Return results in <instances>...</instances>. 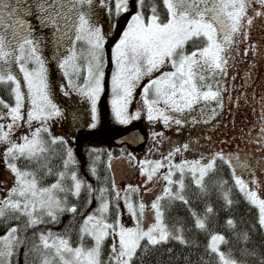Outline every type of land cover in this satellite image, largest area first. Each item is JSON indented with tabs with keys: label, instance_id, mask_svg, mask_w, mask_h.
I'll return each instance as SVG.
<instances>
[{
	"label": "snow or ice",
	"instance_id": "obj_1",
	"mask_svg": "<svg viewBox=\"0 0 264 264\" xmlns=\"http://www.w3.org/2000/svg\"><path fill=\"white\" fill-rule=\"evenodd\" d=\"M113 2L114 9L110 0H0V85L11 86L14 100V105L9 106L0 98V108L6 109V112L0 111V120L10 118L11 121L0 123V144L6 145L3 159L15 178L12 187L0 197V221L6 223L7 217L18 221L24 217L25 230L33 229L46 223H59L60 214L64 212L76 214L75 204L67 206L68 196L79 198L82 191H86L89 196L87 203H92V194L96 190L72 170L77 163L74 150L67 146L63 137L52 136L47 126L49 120L62 113L52 99L46 67L48 61L43 55L45 38L37 34L33 21L51 34L52 59L57 61L66 81L60 84L63 95L76 93L90 102L92 121H96L97 102L104 91L106 35L102 27L93 22L92 13L94 4L109 14L114 12L117 17L129 11V0ZM138 4V10L131 16L113 49L115 70L111 73L110 103L116 121L126 125L141 117L140 110L129 113L134 93L137 87H141L142 104L149 122L162 121L165 127L209 123L219 115L218 109L225 106L223 93L229 89L224 86V78L229 77V69L235 67L234 61L241 55L240 46L249 40L250 30L257 22L264 26V0H162L167 14L165 20L161 19L154 3L147 17L143 11L145 0H138ZM77 44L81 47L77 48ZM189 44L193 47L191 52L187 51ZM250 52H256L255 44L244 47L242 56L247 57ZM166 64H170L173 71L162 72L141 86L144 77H152ZM13 65L18 72L13 71ZM21 74L26 92L22 90ZM245 76L247 84L251 76L248 73ZM81 79L82 84L78 83ZM230 79L235 80L236 76ZM240 98L236 97L237 100ZM26 102L30 104L26 122L31 126L33 121H39L41 126L36 127L30 137H21L22 143H17L11 133L19 127L18 122L25 119L22 109H25ZM257 104L258 110L253 108L256 122L246 136L240 137L246 145H255L254 149L245 150L237 145L233 152H214L205 163H201L205 159L202 157L201 160L173 165L171 157L182 149L187 150L189 145L186 143L169 152L163 160L142 161V174L146 175V181L160 179L157 173L165 167L164 161H168V172L162 176L167 184L151 204L154 221L145 226V204L134 205L126 196L127 210L136 218L135 227H125L120 223L118 203L115 204L116 221L108 222L107 214L113 202L106 198L108 190L101 188L99 196L95 197L100 200V205L84 217L79 227L80 243L76 246H73L70 236L51 231L38 234L40 244L37 247L51 253L42 256L41 264H135L152 249L170 241L190 246L182 227L173 229L166 223L161 201H181L188 205L189 201L183 195L185 171L201 191H206L205 177L215 171L217 160L229 167L234 187L249 206L257 210L253 227L258 226L264 232V179H258L254 170L258 168L264 172V95L260 96ZM90 127L95 128L96 123H91ZM45 134L48 140L44 139ZM152 135L155 139L163 133L154 132ZM49 143L65 145L64 170L56 174L54 183L42 186L38 172L21 169L17 161L23 159L34 163L46 175H51L47 157L49 148L46 147ZM253 152H259L260 156H254ZM173 169L180 173L179 180L172 179ZM92 173L95 175L94 168ZM245 173L251 174L252 178H243ZM66 181L71 182L69 187L65 186ZM174 186L176 191H173ZM230 192L231 189L223 193L228 206L233 203ZM120 198V192L115 191L114 200ZM213 211L212 207H207L203 217L192 212L194 227L206 231L208 216ZM226 224L236 227L233 219H228ZM19 232L20 227L13 225L0 236V264H12L11 258L23 244ZM85 238H91L90 247L83 243ZM241 238L245 242L250 239L247 232ZM109 240L111 243L104 260V247ZM227 243L224 235L213 233L206 250L217 256L218 264H238L230 254L220 250V245ZM168 251L171 253L172 249ZM187 259L185 257L186 262ZM260 264H264V259Z\"/></svg>",
	"mask_w": 264,
	"mask_h": 264
},
{
	"label": "trees",
	"instance_id": "obj_2",
	"mask_svg": "<svg viewBox=\"0 0 264 264\" xmlns=\"http://www.w3.org/2000/svg\"><path fill=\"white\" fill-rule=\"evenodd\" d=\"M153 3L157 6V11L161 19L165 20L167 14L163 7L162 0H145L143 9L145 17L150 14L149 9ZM129 4L130 10L125 13V16H122L124 19H126L128 15L135 14L139 7L138 0H129ZM112 16L113 22L119 19L115 16L114 12ZM263 39L264 30L262 31V37L259 36V41H263ZM192 50L193 47L189 44L187 46V51L191 52ZM251 56L252 60H249L250 63H243L240 67H237L240 71H234L229 74L228 78L230 79L231 76L238 73V75H235L236 79L233 80L234 84L232 83V85H235V91L232 86H228L227 88L229 91L223 93L225 95V102H229L231 107L227 106L222 109L219 115L205 125L206 127L203 126V129L199 128L197 130V133L200 134L198 135L200 137L199 139L205 141L208 147H210L212 143L215 144L214 150L209 149L210 156L214 152L222 150L217 147L219 144L224 146V152L225 150L227 152L235 151L237 145L241 148H245V150H252L256 147L255 145H246L245 142L240 139L242 135H247L248 130L252 128V125L256 122L257 116L253 112V108L255 107L258 110L257 101L261 95H264V69L260 81H256V79L254 81L253 76L255 75L256 69L258 70L259 64L256 59L254 60L252 53ZM245 71L251 76L247 84H245V80L247 79ZM255 86H257V89ZM10 88V85H0V98L9 106H12L14 100ZM226 94L228 95L226 96ZM237 96L241 98L237 100ZM229 97H231V99ZM0 111L6 112V109L0 108ZM103 117H105V122L102 124L98 122L95 128L78 131L76 133H68L66 128L60 124L62 132L73 138V140H71L72 142L69 141L68 138H64L66 141L68 139L67 146L74 150V156L77 161L72 170L76 171L80 179L86 184H90L92 188L96 190L92 194V203H87L89 196L86 191H82L79 198L68 196L67 206L70 207L75 204L77 207L76 214L64 212L60 214L59 223H46L33 229L25 230L24 225L26 223V218L24 217H21L18 221L11 217L5 218L6 223L0 221V236L5 234L8 227L13 225H18L20 227L18 235L23 240V244L20 245L19 250L11 258L12 264H41L43 255H51L50 252L45 253L41 248L37 247L40 244L38 235L40 232L51 231L54 234L70 236L73 246L80 243L79 227L83 223L84 217L99 207L100 200L95 199V197L99 196V189L101 188L108 190L105 194L106 198L113 202L107 214L108 222H115L117 213L114 200L115 191L112 181L113 175L108 164L110 159L109 156H111V158H124L126 163H133L129 153L132 148L126 143L106 144L107 139L105 138L104 131L106 133V127L109 126L112 128L115 124L105 115ZM53 119H55V117L51 120ZM103 119H100V121ZM51 120L47 122V124H49L47 126L53 136L54 131L51 129V126L54 124ZM10 122V118L0 120V123L3 124ZM18 124L19 127L14 128L11 133L12 139L17 143H22L21 137L25 135L30 137L32 131H34L36 127L41 126L39 121H33L32 125L29 126V124L25 122V119L19 121ZM202 130L205 134L209 133V135H202ZM194 131L196 132V129ZM253 132H255V129H253ZM55 136L59 137L57 134ZM44 139L48 140L46 134L44 135ZM142 144L144 147H147L150 143L146 140ZM46 147L49 148L47 157L48 167L52 170L51 175H46L45 171L39 170L38 166L34 163H30L23 159L17 161V165L21 169L36 170L42 186H48L54 183L57 178L56 174L64 170L63 160L65 158V145H51L49 143ZM5 149L6 145L0 144V174H3L2 172L6 170L12 179H15L14 175L6 167L3 159V152ZM167 155L168 154H166V156ZM253 155L259 157L260 153L253 152ZM166 156H162L158 152L155 153V151H153L151 160H163ZM164 163L168 164L167 161H164ZM93 168L95 169V175L92 173ZM139 168L141 169L142 166H139ZM254 170L258 179H264V172H261L258 168ZM174 173L173 180H179L180 173L176 171ZM204 183L206 191H201V189L194 184L192 176L186 170L184 175L185 188L183 195L189 201L188 205L183 204L181 201L169 202L167 199L161 201L165 209L166 223L173 229L182 227L184 229V236L190 242V246L181 245L176 241H170L166 245L152 249L150 253L143 255L142 259H138L135 264H218L217 256L215 254H210L206 250L210 235L213 233H219L226 237L228 243L221 244L220 250L226 254H230L231 258L235 259L238 264H260V260L264 259V232L259 230L258 226L253 227L256 225L257 210L251 208L244 200L242 194L234 187V181L229 167L217 160L215 171L205 177ZM70 184V181L65 182L66 187H69ZM11 187L12 185L7 186L5 182L0 179V197H3L7 189ZM229 189H231L230 198L233 201L231 206L226 204L223 197V193L227 192ZM173 191H176L175 186L173 187ZM60 195L61 197L64 196L63 193ZM135 198V196H132L134 201L136 200ZM209 206L212 207L214 211L208 216L207 230L201 231L196 229L194 227V217L191 213L195 212L203 217L205 209ZM228 219H233L235 221V228H231L226 224ZM245 232H247L250 237L247 242L243 241L241 238L242 234ZM83 243L86 247H90L92 245L91 238H85ZM110 243V240L105 243L104 254L102 256L104 260L107 259L109 251L108 244ZM168 249H172L171 253H169ZM249 253H255V255H250ZM139 255L141 254L138 253V256ZM185 257L188 258L187 262L185 261Z\"/></svg>",
	"mask_w": 264,
	"mask_h": 264
},
{
	"label": "rangeland",
	"instance_id": "obj_3",
	"mask_svg": "<svg viewBox=\"0 0 264 264\" xmlns=\"http://www.w3.org/2000/svg\"><path fill=\"white\" fill-rule=\"evenodd\" d=\"M110 6L114 9V2L110 0ZM97 9L95 10V8ZM258 7V6H256ZM94 10L92 13V20L94 23L98 24L102 27L106 35V42L104 44V71H105V78H104V91L101 93L100 99L97 102V120L92 121V114L90 108V102L86 99H83L80 95L76 93H72L69 96L63 95L60 84L65 83V79L62 76L61 70L57 67V61L52 59L54 50L52 46V42H48L43 46V55L47 58V69H48V78L49 83L52 89V99L53 102L57 104V106L61 109L62 115L59 117H55V121L53 122V126H51L52 130H56L57 136L63 138H68L69 141L73 140L72 137L64 134L62 132L61 126H64L68 133L78 132V131H85L89 130L90 124L95 122H105V117L111 119V121L115 124L114 127H106V133L104 131L105 138L107 139L106 144H116L115 139L119 136L125 134L126 132L138 129L144 137V142L147 140L150 144L147 147H144L143 144H139L137 146H128L130 149L129 153L133 163H124L116 159L118 158H111L108 161L109 167L111 166V162H114L113 166L115 167L116 176L112 177L113 184L115 185L114 191L120 192V199L115 201V204H119V212H120V223H122L125 227H135L136 225V218L133 217L127 210V205L125 203V197L128 196L131 202L134 205H138L139 203L145 204V215L144 221L145 226L152 223L154 221V213L151 210V204L156 200L158 195L162 194V189L166 186L167 182L162 179V176L168 172V164L165 163V167L159 169L157 176L161 177L160 179L154 178L153 181H146V175L142 174V168L140 169L139 166L141 165L142 161H152V153L153 151L158 152L162 156H166L171 151H174L177 147H182L183 144H188L189 148L187 150H183L171 157V163L181 164L184 161H195L201 160L204 157V160H201V163H205L207 158L210 156V150H214L215 144L210 141V147H208L205 141H201L197 133L199 128L203 129L206 127L208 123H185L182 126L171 125V127H165L162 121H154L149 122L147 120V112L146 108L142 104V97H141V87H137L134 93V100L133 103L129 106V113L134 114L135 111H141V117L136 120H132L129 124H120L116 121L114 114L112 112L111 107V73L115 70V63L113 59V49L115 43L119 40L122 32L126 29L128 22L131 19V16L128 15L126 19H124L125 13L121 14L117 21L113 22V13L109 14L107 11L99 8L97 5L94 4ZM130 10V9H129ZM264 30V26H261L259 22H257L252 29L250 30L249 40L242 44L241 47V55L237 57L236 61H234L235 67L229 69V74L234 71H240L237 67H240L243 63L246 64L249 60H252L251 53L247 57L242 56V52L244 47L255 44L256 45V52L252 53L254 60L258 61L259 68L256 69L254 77V81H260L261 76L263 74L264 69V39L263 41H259V36L262 37V31ZM67 47V45H65ZM81 45L77 44V48H80ZM250 63V62H249ZM240 64V65H239ZM31 68L32 65H29ZM13 71L18 72V68L13 65ZM173 71L170 64H166L162 67L158 72H154L152 77H144L143 80L140 82L141 86L148 82L150 78H155L159 76L162 72ZM246 73V71H245ZM233 75V74H232ZM238 75L237 74H234ZM21 83H22V90L26 92V86L24 85L22 74L20 75ZM225 87H231L233 80L225 77ZM78 83H83L81 79ZM254 83V82H253ZM234 84V83H233ZM257 89V86H255ZM235 91V88H234ZM226 93V92H225ZM258 93V91H257ZM228 94H226L227 96ZM224 96V108L229 106L231 107L229 102H225V95ZM14 105V104H13ZM215 107V104H213ZM30 108V104L26 102L25 109H22V112L25 114V122H26V112ZM107 108V109H106ZM223 108V109H224ZM222 109H218L219 114L221 113ZM104 118V119H103ZM100 119H103L100 121ZM50 121V120H49ZM49 125V124H47ZM204 126V127H203ZM196 129V132L194 131ZM154 132H162L163 136L153 138ZM202 135L207 136L209 133H206L202 130ZM53 133V132H52ZM53 134V136H55ZM211 135V134H210ZM213 136V135H212ZM67 139V141H68ZM159 141V142H157ZM72 142V141H71ZM150 147V148H149ZM219 149H224V146L219 144L217 146ZM227 149V147H226ZM228 150V149H227ZM225 153H228L225 150ZM160 160V159H159ZM168 163V161H167ZM250 163H253L250 161ZM124 164H126L127 169L124 168ZM175 172V169H173ZM120 172V173H118ZM0 174V179L5 182L7 186L13 185L14 179L9 175L8 171L2 172ZM245 179H251L252 176L249 173H245ZM173 179V177H172ZM130 189H138V191L132 192ZM132 196H135L136 200L132 199ZM117 213V209H116ZM117 219V214L116 218ZM116 221V220H115Z\"/></svg>",
	"mask_w": 264,
	"mask_h": 264
},
{
	"label": "water",
	"instance_id": "obj_4",
	"mask_svg": "<svg viewBox=\"0 0 264 264\" xmlns=\"http://www.w3.org/2000/svg\"><path fill=\"white\" fill-rule=\"evenodd\" d=\"M144 142V137L143 135L141 134V132L138 130V129H133V130H130L128 132H126L125 134L119 136L118 138L115 139V143L116 144H120V143H126L128 144L129 146H137L139 144H142ZM121 162H125V159H116ZM114 162H111V166H110V169L112 171V175L113 177L116 176V171H115V167L113 166ZM120 173V172H118Z\"/></svg>",
	"mask_w": 264,
	"mask_h": 264
},
{
	"label": "flooded vegetation",
	"instance_id": "obj_5",
	"mask_svg": "<svg viewBox=\"0 0 264 264\" xmlns=\"http://www.w3.org/2000/svg\"><path fill=\"white\" fill-rule=\"evenodd\" d=\"M96 9H97V7L95 8V10H96ZM33 24H34V26L37 27V34H38V35H42V36H44V38H45V43L48 44L49 41L52 42L51 34H50V32H49L48 29H41V28H39V26L36 24L35 21H33ZM124 163H125V162H124ZM124 168L127 169L126 164H124Z\"/></svg>",
	"mask_w": 264,
	"mask_h": 264
}]
</instances>
